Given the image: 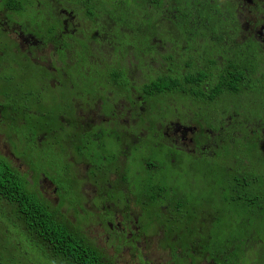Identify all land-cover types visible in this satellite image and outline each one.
I'll list each match as a JSON object with an SVG mask.
<instances>
[{
  "label": "flooded vegetation",
  "instance_id": "flooded-vegetation-1",
  "mask_svg": "<svg viewBox=\"0 0 264 264\" xmlns=\"http://www.w3.org/2000/svg\"><path fill=\"white\" fill-rule=\"evenodd\" d=\"M153 7L0 0V161L103 264H264V0ZM179 58L194 94H152Z\"/></svg>",
  "mask_w": 264,
  "mask_h": 264
},
{
  "label": "trees",
  "instance_id": "trees-1",
  "mask_svg": "<svg viewBox=\"0 0 264 264\" xmlns=\"http://www.w3.org/2000/svg\"><path fill=\"white\" fill-rule=\"evenodd\" d=\"M155 3L165 4L167 10L170 11L165 13V6L157 8ZM153 5V26L180 28V0L163 2L153 0ZM162 8L163 13L161 12ZM173 9L176 12H171ZM178 32L176 31V33ZM176 38L178 39L179 36ZM168 67L169 70L166 74L159 75L153 80L152 94L175 92L183 97L192 96L194 94L192 88L194 77L191 74L193 64L189 63L188 67L182 66L179 58L177 61L170 60ZM182 71L190 74L182 77L180 75ZM232 77L235 81H243L240 73H236ZM16 175L15 171L0 161V219L7 213L13 212L14 222L21 226L27 234L29 233L28 235L35 238L43 250L51 252L64 264H103L102 257L94 249L89 248L84 239L64 226L55 213L35 200ZM9 209L10 212L7 211ZM5 211L7 212L4 213ZM29 239L34 241L32 238ZM30 241L28 240L29 243ZM3 256H7V250L0 251V257L3 258Z\"/></svg>",
  "mask_w": 264,
  "mask_h": 264
},
{
  "label": "rangeland",
  "instance_id": "rangeland-1",
  "mask_svg": "<svg viewBox=\"0 0 264 264\" xmlns=\"http://www.w3.org/2000/svg\"><path fill=\"white\" fill-rule=\"evenodd\" d=\"M138 67V66H137ZM139 68H142V64L139 65ZM145 69V68H144ZM148 70V69H147ZM146 70V71H147ZM144 71V70H143ZM167 114H173V111L170 107H167L165 109ZM187 110L180 107V115L182 118H184V114ZM167 117H169L167 115ZM140 154H142L141 157H145V159H151L156 160L159 164H164V160L162 157H156L151 155L150 153L146 151H141ZM144 161L139 160V168L142 172V174H148L147 170L143 167ZM148 163H151L149 160ZM170 172H173L168 166H166ZM184 168L180 166V179H170L166 178V174L164 170H159L158 172H153V175L157 178L158 181L162 182L164 188H170L171 184L176 183L180 188L187 190L189 194L192 193L191 186L198 182V175L194 172H191L189 176L184 174L183 172ZM177 197H173L172 201ZM190 198V197H188ZM182 202L184 201V197L181 198ZM195 205L197 204L196 201H191ZM70 206L76 210L78 206L82 207V203H72ZM10 212L11 210H7ZM5 211L4 213H6ZM64 211V210H63ZM85 214L81 216V218H84ZM2 217V216H1ZM14 213L10 212L7 213V215L3 216V218L0 219V251L7 250V256L0 257V264H64L62 263L56 256H54L51 252L43 250L42 247L38 245V242L35 238L28 235L21 226L17 225L14 222ZM82 223L76 224L77 230L82 232L81 228ZM77 231V232H78ZM28 232V231H27ZM79 236V235H78ZM80 237V236H79ZM29 238L34 239L30 241ZM82 238V237H81ZM258 242L261 243V247L264 248V235L261 233L259 236ZM30 241V243L28 242ZM88 245V243L86 242Z\"/></svg>",
  "mask_w": 264,
  "mask_h": 264
}]
</instances>
